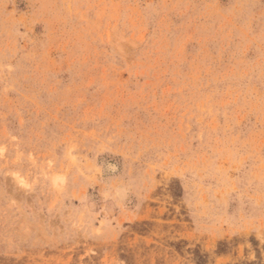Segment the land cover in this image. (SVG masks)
Masks as SVG:
<instances>
[{
	"label": "rangeland",
	"instance_id": "374dc122",
	"mask_svg": "<svg viewBox=\"0 0 264 264\" xmlns=\"http://www.w3.org/2000/svg\"><path fill=\"white\" fill-rule=\"evenodd\" d=\"M0 264H264V0H0Z\"/></svg>",
	"mask_w": 264,
	"mask_h": 264
}]
</instances>
